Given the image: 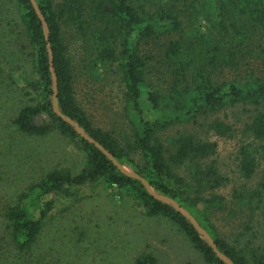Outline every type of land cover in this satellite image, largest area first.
I'll use <instances>...</instances> for the list:
<instances>
[{"label":"trees","instance_id":"1","mask_svg":"<svg viewBox=\"0 0 264 264\" xmlns=\"http://www.w3.org/2000/svg\"><path fill=\"white\" fill-rule=\"evenodd\" d=\"M36 3L48 26L47 40L31 1L16 0L18 23L31 44L37 78L25 79V93L32 95L34 91L35 97L32 103L19 109L13 123L20 132L33 136L57 130L83 151L84 165L76 174L68 166L53 168L7 208L4 216L17 247L26 251L36 241L52 209L53 198L49 195L77 196L86 184L101 181L108 187L115 185L129 191L148 216L160 215L172 221L205 264H227L216 256L188 217L169 202L151 196L138 178L123 174L99 148L80 137L72 125L54 113L46 47L49 43L61 113L72 118L121 164L144 177L155 192L186 208L234 264H264V244H232L219 235L210 221L211 210L224 207L223 197L211 191L226 178L219 173L214 160L204 162L215 153L216 143L192 133L170 140L162 136L175 122H189L200 114L236 104L253 105L255 109L245 122L246 138L238 150L237 166L244 178H251L258 171L261 177L256 187L235 190V196L249 205L262 201L264 74L258 71V66L243 61L246 57L259 58L264 66V0H36ZM184 5L193 15L192 23L197 18L208 23L207 32L194 27L181 34ZM67 28L83 34L91 46L93 62H117L126 107L132 116V141L126 148L109 131L94 126L76 101L72 56L65 42ZM174 32L181 35L169 40L164 53L174 66L173 78L163 90L147 82L150 57L142 53V45L160 34ZM250 41H256L253 47ZM240 64L244 66V75L223 77L227 69L237 70ZM208 126L217 135L230 136L232 132L230 124L218 119ZM134 264L160 262L151 253H144L135 258Z\"/></svg>","mask_w":264,"mask_h":264},{"label":"rangeland","instance_id":"2","mask_svg":"<svg viewBox=\"0 0 264 264\" xmlns=\"http://www.w3.org/2000/svg\"><path fill=\"white\" fill-rule=\"evenodd\" d=\"M182 10L181 34L194 27L207 32L205 20L197 18L196 24L192 23L191 11L185 5ZM18 19L16 0H0V264H134L144 253L154 254L160 264H205L172 221L160 215L148 216L129 191L101 181L86 184L77 196L49 195L52 209L31 248L23 251L13 242L4 215L18 196L59 165L68 166L73 174L84 165L83 151L57 130L33 136L20 132L13 123L19 109L35 97L34 91L32 95L25 93V79L37 78L33 50ZM67 30L65 42L72 56L76 101L94 126L109 131L126 148L132 141V116L117 62H93L91 46L83 34ZM181 34L163 33L142 45V53L150 57L146 78L152 86L165 90L171 83L174 66L164 53L169 40ZM249 43L253 47L256 41ZM245 61L264 74L259 58L246 57ZM242 66L227 69L223 77L244 75ZM254 109L253 105L236 104L200 114L189 122H175L162 132L168 140L192 133L216 143L215 153L204 162L214 160L226 178L211 191L223 197L224 207L212 209L210 221L220 236L238 246L264 244V195L258 205L254 201L251 205L241 203L235 196V190L256 187L261 177L258 171L244 178L237 166L238 150L246 138L245 122ZM146 114L151 115L148 109ZM214 119L230 124L231 135H217L210 129L208 124Z\"/></svg>","mask_w":264,"mask_h":264},{"label":"water","instance_id":"3","mask_svg":"<svg viewBox=\"0 0 264 264\" xmlns=\"http://www.w3.org/2000/svg\"><path fill=\"white\" fill-rule=\"evenodd\" d=\"M30 1H31V4L33 6L34 11L36 12L38 18L40 19V21L42 23L45 38L47 40V38H48V26H47V23L45 21V18L37 6L36 0H30ZM46 47H47L48 58H49V70H50L51 77H52V108H53L54 113H56L58 116H60L62 119L67 121L70 125H72L74 127V129L77 131V133L80 135V137H82L83 139L93 143L97 148H99L123 174L130 176V177L138 178L142 182L145 189L147 190V192L151 196H153L156 199L169 202L176 210H178L183 215L188 217L189 221L194 226V228L197 230V232L206 238L207 242L211 246V248L214 251V253L216 254V256H218L220 259H222L227 264H234L232 262V260L227 255H225L223 252H221L217 248V246H216L213 238L211 237V235L207 232V230L205 228H203L198 223L196 218L186 208L180 206L173 198L155 192L152 189V187L150 186L149 182L144 177H142L140 174L134 172L133 170L129 169L124 164H121L101 143H99L93 137H91L86 132H84V130L72 118L61 113V111L59 110V107H58V101H57V96H56V76H55L54 68H53V64H52V51H51V48L49 46V43L46 44Z\"/></svg>","mask_w":264,"mask_h":264},{"label":"crops","instance_id":"4","mask_svg":"<svg viewBox=\"0 0 264 264\" xmlns=\"http://www.w3.org/2000/svg\"><path fill=\"white\" fill-rule=\"evenodd\" d=\"M152 255H154V254H152ZM155 256V255H154Z\"/></svg>","mask_w":264,"mask_h":264}]
</instances>
